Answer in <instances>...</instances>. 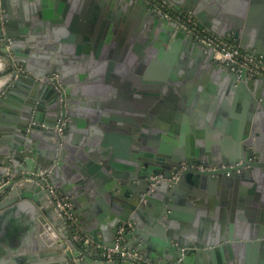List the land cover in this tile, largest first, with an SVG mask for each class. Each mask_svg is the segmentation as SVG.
<instances>
[{"label":"water","instance_id":"obj_1","mask_svg":"<svg viewBox=\"0 0 264 264\" xmlns=\"http://www.w3.org/2000/svg\"><path fill=\"white\" fill-rule=\"evenodd\" d=\"M166 1L264 57V0ZM214 53L146 0H0V264H264V76Z\"/></svg>","mask_w":264,"mask_h":264},{"label":"built area","instance_id":"obj_2","mask_svg":"<svg viewBox=\"0 0 264 264\" xmlns=\"http://www.w3.org/2000/svg\"><path fill=\"white\" fill-rule=\"evenodd\" d=\"M150 3L151 8L159 13L161 16L168 20L177 22L178 26L188 30L195 35L198 41H200L206 47H212L215 51L214 58L221 64H226L232 66L236 71L241 72L247 70L250 76L262 75L264 76V57L256 56L246 50L240 48L236 44L232 43L228 39L218 35L217 33L211 31L206 26L202 25L199 20L186 9H177L171 6L166 0H146ZM7 44L6 49H9L11 39L8 37L6 39ZM19 69H23L19 66ZM55 77L58 76L57 73L54 74ZM67 118L64 120L66 121ZM190 167V165L184 161L181 163L180 167L172 174L169 179H178L182 172ZM191 167L201 170H211L215 168L211 165L205 164H192ZM50 169H44L39 171H32L25 173L20 177L21 181L36 182L43 186L46 194L54 205L55 209L62 215L69 226L76 227L78 232L77 236L83 237L86 242H90L93 247L98 248L101 245L97 242L90 240L88 237L83 235L80 230L79 223L77 221V215L73 211V202L68 199V197L63 194L58 188L54 187L48 182V177L50 175ZM155 181L166 178L163 173H158L152 176ZM125 229L131 230L132 224L127 223V225H120L118 229V236L116 239V245L114 247H103V254L108 259L122 258L142 261L143 252H141L140 244L135 243L132 246L126 244V238L123 234Z\"/></svg>","mask_w":264,"mask_h":264},{"label":"crops","instance_id":"obj_3","mask_svg":"<svg viewBox=\"0 0 264 264\" xmlns=\"http://www.w3.org/2000/svg\"><path fill=\"white\" fill-rule=\"evenodd\" d=\"M24 90H25V87H24L23 89H21V90H18L17 93H18V94H22V93H24V92H23ZM9 110H10V109H9ZM9 112H11V110H10ZM210 126H211V125H210ZM206 133H207V129H206ZM76 215H77V214H76ZM77 218H79L78 215H77ZM79 225H80V224H79ZM250 255H251V256H250V259H251V260L249 259L250 261H246V262H248L249 264H252V263H253L254 258H256V259H257V258H258V259L260 258V252H259V253L251 252ZM237 258H238V262H237V263L239 264V262H240V260H241V255H240V254L237 255Z\"/></svg>","mask_w":264,"mask_h":264},{"label":"flooded vegetation","instance_id":"obj_4","mask_svg":"<svg viewBox=\"0 0 264 264\" xmlns=\"http://www.w3.org/2000/svg\"><path fill=\"white\" fill-rule=\"evenodd\" d=\"M182 162H184V161H181L179 164H181ZM187 163H188V161H186ZM199 163H201V162H194L193 164H199ZM189 164V163H188ZM201 164H205V163H201ZM205 165H210V164H205ZM180 166V165H179ZM178 166V167H179ZM214 167H216V166H214ZM183 173V172H182Z\"/></svg>","mask_w":264,"mask_h":264}]
</instances>
